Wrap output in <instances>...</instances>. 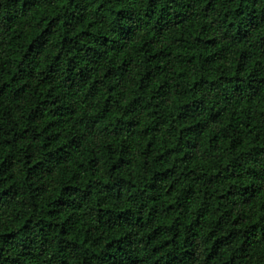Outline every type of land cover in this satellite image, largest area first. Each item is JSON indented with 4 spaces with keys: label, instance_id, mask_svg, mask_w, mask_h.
Returning <instances> with one entry per match:
<instances>
[{
    "label": "trees",
    "instance_id": "16d2710c",
    "mask_svg": "<svg viewBox=\"0 0 264 264\" xmlns=\"http://www.w3.org/2000/svg\"><path fill=\"white\" fill-rule=\"evenodd\" d=\"M0 264H264V0H0Z\"/></svg>",
    "mask_w": 264,
    "mask_h": 264
}]
</instances>
